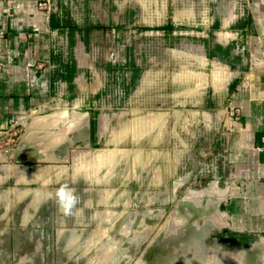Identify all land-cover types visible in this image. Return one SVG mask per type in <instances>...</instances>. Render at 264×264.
Returning <instances> with one entry per match:
<instances>
[{
    "label": "crops",
    "instance_id": "crops-1",
    "mask_svg": "<svg viewBox=\"0 0 264 264\" xmlns=\"http://www.w3.org/2000/svg\"><path fill=\"white\" fill-rule=\"evenodd\" d=\"M42 1L0 0V128L54 114L65 131L48 155L81 139L84 155L145 159L155 192L202 185L210 165L212 223L239 245L264 242V0H215L214 17L204 0H89L90 37L60 0Z\"/></svg>",
    "mask_w": 264,
    "mask_h": 264
},
{
    "label": "rangeland",
    "instance_id": "rangeland-1",
    "mask_svg": "<svg viewBox=\"0 0 264 264\" xmlns=\"http://www.w3.org/2000/svg\"><path fill=\"white\" fill-rule=\"evenodd\" d=\"M60 3L77 16L70 26L74 34L100 32L83 22L89 0ZM207 4L204 16L214 17L215 0H204ZM40 5L54 8V0ZM120 83L111 69L110 86ZM45 114L12 115L14 125L0 128V153L6 154L0 155V264H264V242L239 245L219 231L220 222L212 223L217 196L210 165L202 185L155 192L145 159L84 155L81 139L74 155H48L65 128L54 126V114ZM70 123L82 134V118ZM37 151L47 155H32ZM65 184L78 197L71 214L62 211L55 195Z\"/></svg>",
    "mask_w": 264,
    "mask_h": 264
},
{
    "label": "clouds",
    "instance_id": "clouds-1",
    "mask_svg": "<svg viewBox=\"0 0 264 264\" xmlns=\"http://www.w3.org/2000/svg\"><path fill=\"white\" fill-rule=\"evenodd\" d=\"M55 195L58 198L62 211L65 214H71L78 202V197L75 195L74 191L65 184L61 186L60 190Z\"/></svg>",
    "mask_w": 264,
    "mask_h": 264
},
{
    "label": "built area",
    "instance_id": "built-area-1",
    "mask_svg": "<svg viewBox=\"0 0 264 264\" xmlns=\"http://www.w3.org/2000/svg\"><path fill=\"white\" fill-rule=\"evenodd\" d=\"M42 8H45L47 11L50 10L49 7L46 8L44 5H43ZM52 9H54V8H52ZM0 25H1V22H0ZM4 40H5V32H4V30H2V28H1V26H0V42H2V41H4ZM232 114L236 115L237 112L235 111V113H232ZM232 114H231V116H232ZM232 117H233V116H232ZM233 118H234V117H233ZM0 133L2 134V132H0Z\"/></svg>",
    "mask_w": 264,
    "mask_h": 264
}]
</instances>
